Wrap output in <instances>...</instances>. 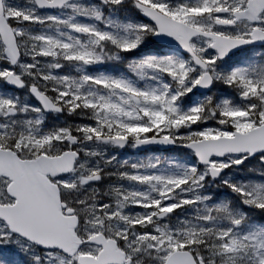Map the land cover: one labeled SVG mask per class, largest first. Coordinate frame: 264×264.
I'll return each instance as SVG.
<instances>
[{
  "label": "snow or ice",
  "instance_id": "snow-or-ice-1",
  "mask_svg": "<svg viewBox=\"0 0 264 264\" xmlns=\"http://www.w3.org/2000/svg\"><path fill=\"white\" fill-rule=\"evenodd\" d=\"M0 264H264V0H0Z\"/></svg>",
  "mask_w": 264,
  "mask_h": 264
}]
</instances>
